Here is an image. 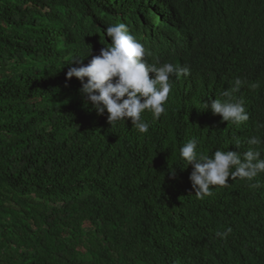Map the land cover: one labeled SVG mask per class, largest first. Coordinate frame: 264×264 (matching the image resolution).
Listing matches in <instances>:
<instances>
[{"label":"trees","instance_id":"trees-1","mask_svg":"<svg viewBox=\"0 0 264 264\" xmlns=\"http://www.w3.org/2000/svg\"><path fill=\"white\" fill-rule=\"evenodd\" d=\"M116 23L147 63L190 69L171 78L159 119L142 114L147 133L110 127L66 78L74 57L111 46ZM236 78L249 115L239 126L205 107ZM256 136L264 0H0V264H264V173L198 199L179 155L195 139L208 156L264 158Z\"/></svg>","mask_w":264,"mask_h":264},{"label":"clouds","instance_id":"clouds-1","mask_svg":"<svg viewBox=\"0 0 264 264\" xmlns=\"http://www.w3.org/2000/svg\"><path fill=\"white\" fill-rule=\"evenodd\" d=\"M105 31L111 46L101 48L87 64L83 60L91 55V49L85 56L74 57L70 63L77 66L68 68L66 78L75 77L80 81L85 106L91 104L98 115L106 112L110 127L130 120L140 133H147L149 123L142 119V114L148 112L153 119H159L165 113V103L172 91L171 78L188 75L190 69L172 63H163L159 67L147 63L144 46L130 34L124 23L110 25ZM150 73L153 74L151 77ZM244 83L236 78L230 89L221 93L224 99H214L205 107L210 108L213 115H219L222 122L237 126L246 122L249 115L244 101L236 97ZM251 87L258 85L252 84ZM248 143L261 146L264 139L256 136ZM239 147L240 141L236 140L235 148ZM179 155L186 167H192L189 179L198 199L210 196L212 186H226L231 178L253 181L264 173V158L257 149L249 148L242 154L237 150H216L208 156L197 150L195 139H190L182 145ZM169 173L174 177L175 169ZM259 186L258 183L250 184L253 188ZM230 232L231 228H227L217 235L223 238Z\"/></svg>","mask_w":264,"mask_h":264},{"label":"bare ground","instance_id":"bare-ground-1","mask_svg":"<svg viewBox=\"0 0 264 264\" xmlns=\"http://www.w3.org/2000/svg\"><path fill=\"white\" fill-rule=\"evenodd\" d=\"M136 35V34H135ZM149 36V35H148Z\"/></svg>","mask_w":264,"mask_h":264}]
</instances>
